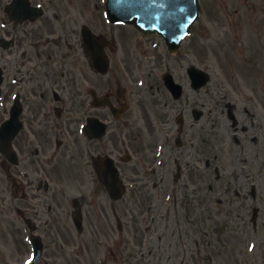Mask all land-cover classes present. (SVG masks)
<instances>
[{"label":"rangeland","instance_id":"obj_1","mask_svg":"<svg viewBox=\"0 0 264 264\" xmlns=\"http://www.w3.org/2000/svg\"><path fill=\"white\" fill-rule=\"evenodd\" d=\"M96 3L98 0H92L90 11L100 19ZM201 5L202 17L179 55L169 54L158 37L148 41L134 28L123 30L124 43L119 44L121 54L116 60L121 65L125 61L123 72L131 75L130 85L143 98L130 109L127 128L136 145L145 148L133 149L139 165L137 185L124 199L113 201L105 192L85 193L90 197L85 204V253L91 264L97 263V254L108 258L120 250L125 264H177L185 258L178 256L179 249L194 246L195 238L200 240L201 255L191 260L188 252L187 261L264 264V0H202ZM81 6L77 3L76 8ZM142 41L153 47L151 58L138 52L144 46ZM193 64L210 73L203 89L190 86L186 70ZM167 70L186 84L179 102H173L163 86L161 75ZM229 103L235 105L240 125L249 127L245 132L240 128L237 132L227 118ZM193 110L204 111L200 120L194 119ZM166 111L171 127H167ZM179 111L185 113L187 146L182 154L173 146L166 157L167 168L146 183L141 173L147 171L154 138L173 140ZM168 191L170 196L165 198ZM150 205L154 207L152 216ZM255 207L260 208L256 227L252 221ZM114 213L125 225L123 248L111 246L107 240L108 234L112 240L118 236ZM0 218V253L8 255L2 264H8L7 260L20 263L25 256L20 236L6 229L8 220L2 210ZM104 219L109 221L107 232L101 225ZM150 224H154L149 230L153 241L141 245L142 229ZM82 241L78 235L77 243Z\"/></svg>","mask_w":264,"mask_h":264},{"label":"flooded vegetation","instance_id":"obj_2","mask_svg":"<svg viewBox=\"0 0 264 264\" xmlns=\"http://www.w3.org/2000/svg\"><path fill=\"white\" fill-rule=\"evenodd\" d=\"M98 2L100 19L90 11L92 0H0V126L5 122L9 130L7 153L0 152V211L8 220L6 229L20 236L24 258L30 256L33 237H42L44 250L38 264H91L85 253V204L90 198L85 193L108 194L98 166L101 157L111 156L122 178L137 185L139 165L125 161L124 155L145 148L136 145L127 128L130 109L143 98L130 85L131 75L123 72L125 61L121 65L116 60L126 27L110 22L106 0ZM77 3L82 9L76 8ZM142 44L139 53L151 50L150 45ZM94 45L103 53L101 64H108L106 68L98 66ZM110 100L123 113L116 114ZM164 115L171 127L170 112ZM235 125L239 128L240 121ZM178 127L173 140L154 138L147 171L141 173L146 183L167 168L166 157L173 146L176 153L184 152L186 125L181 133ZM127 137L131 138L126 141ZM152 183L154 187L158 184L156 180ZM77 213L83 215L79 231ZM113 216L118 236L112 240L108 234L107 240L111 246L123 248L125 225L120 221L122 227H118L121 219L116 213ZM101 225L106 232L110 230L108 219ZM142 230L141 245L152 243V228ZM78 235L83 237L80 243ZM192 243L194 246L179 249L185 258L192 253L191 260L201 255L200 240L195 238ZM7 256L0 253V264ZM121 257L122 250L108 258L100 253L96 264H102V259L104 264H125ZM185 258L177 264H201V260Z\"/></svg>","mask_w":264,"mask_h":264},{"label":"water","instance_id":"obj_3","mask_svg":"<svg viewBox=\"0 0 264 264\" xmlns=\"http://www.w3.org/2000/svg\"><path fill=\"white\" fill-rule=\"evenodd\" d=\"M114 20L133 22L146 31L158 30L176 48L200 15L198 0H109Z\"/></svg>","mask_w":264,"mask_h":264}]
</instances>
